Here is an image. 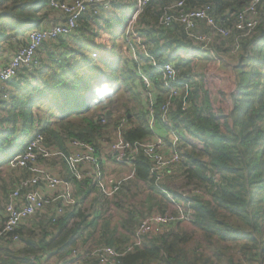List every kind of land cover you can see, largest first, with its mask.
Masks as SVG:
<instances>
[{"label":"trees","instance_id":"obj_1","mask_svg":"<svg viewBox=\"0 0 264 264\" xmlns=\"http://www.w3.org/2000/svg\"><path fill=\"white\" fill-rule=\"evenodd\" d=\"M238 3L241 7V2ZM47 4L48 0H17L3 7L2 11L10 14L0 16V49L11 38L31 31L35 17H39L37 25L43 22L47 16H39L38 13ZM240 7L235 9L233 6L231 14L240 10ZM93 18L98 19L99 16ZM170 33H174L173 29L166 32ZM75 39L79 43L78 47L71 46L73 48L64 54L50 57L47 63H40L37 69L27 71L23 67L12 80L0 82L10 83L19 90L21 86L23 92L19 94L14 91L10 96L11 92L7 89L0 90L2 100L3 96H7L5 101L10 96V105L0 122L7 126L1 127L0 131V175L7 169L4 164L30 147L39 135L44 144L58 152L72 151L68 145L72 146L73 141L79 142L82 148L92 146L104 172L110 171L106 167L110 147L120 142L127 154L129 145L138 148L134 160L135 177L128 182L135 180V183L139 182L151 192L148 195L149 203L144 204L148 206L149 214L170 211V200L166 193L177 196V192L161 189L157 178L151 176L154 165L152 156L141 146L155 133L149 129L141 90L154 93L156 88L163 94L152 103V109L147 93L145 97L149 111H153L160 119L161 107L166 99V88L160 72L149 65L146 53L136 50L135 58L131 49H124L117 39L110 47L98 41L97 36ZM175 41L176 50L185 45L180 36ZM170 47V44H166L162 52H168ZM148 53L159 63L171 61L169 58H166L168 61L159 58L151 51ZM239 58L238 68L232 72L208 59L199 74V85L194 88L191 100L188 101L183 93L180 98L173 100L169 111L175 129L183 134L186 157L182 162L183 185L202 191L201 196L193 198L189 213L190 223L202 236L201 243L196 248H188V242L194 238L186 232L182 233L181 224H178L176 231L146 240L142 248L138 247L120 258L119 264H264L263 22L252 38L242 42ZM138 67L150 80L152 87L146 86ZM23 72L35 80L36 87L33 90L23 87ZM177 78L175 83H179ZM123 98L126 101L121 102ZM159 126L164 128L162 124ZM194 140L197 145L193 143ZM52 158L66 166L62 159ZM115 161L118 162L117 159ZM127 162L124 158L121 163ZM6 171L8 176L19 173L24 181H28L31 175L26 169L10 167ZM217 177L221 179L218 181ZM66 179L77 198L74 209L58 218L54 210L49 209L35 215L28 223H23L13 233L19 243L13 241V234L6 241L7 245L16 246V250L13 252L0 248L3 254L0 264L32 263V258L38 260L40 257L44 258L43 261L54 259L66 264L74 252H81L79 239L85 238V230L90 227L97 229L99 224L96 218L87 222L84 204L91 194H96L95 203L99 207L96 206L94 210L105 211L107 204L103 200L110 199L99 194L93 178L80 181L69 176ZM128 182L122 189L125 186L129 194L132 189L126 185ZM122 189L120 192L124 193ZM4 191L7 192V189ZM13 192L7 198L8 201ZM156 207L160 210H156ZM137 211L135 207V210L128 212L123 221V233L113 231L106 234L107 230L101 233L108 247L124 251L139 222ZM74 220L77 222L72 226ZM109 222L105 220L100 225L108 229ZM90 236H93V232ZM85 242L83 239L82 244ZM18 244L23 245L22 248ZM81 262L88 264L87 260Z\"/></svg>","mask_w":264,"mask_h":264},{"label":"built area","instance_id":"obj_2","mask_svg":"<svg viewBox=\"0 0 264 264\" xmlns=\"http://www.w3.org/2000/svg\"><path fill=\"white\" fill-rule=\"evenodd\" d=\"M16 0H8L12 3ZM120 0H48L47 11L55 14L46 18L41 25L33 28L24 36L26 39L11 38L13 43L19 44L13 56L6 64L0 65V82H8L17 76L23 67L35 68L40 65L37 55L44 44L55 43L58 40L68 39L76 36L82 29L81 22L84 18L100 16L102 13L110 17L112 10ZM187 0H181L176 4L164 8L160 16L159 24L164 29H172V27L180 26L187 31L188 37L193 43L201 44L202 50L208 52L209 59L216 61L219 66H224L221 56L217 49L212 45V36L222 40L232 41L230 47V55L239 57L242 54V42L253 37L257 27L263 22V0H248L240 10L226 19L216 20L214 9L207 4L203 9L186 11ZM134 11L127 24L125 34V44L131 49L132 56L136 58L137 46L143 47L142 40L135 32V24L142 15L144 9L149 5L151 0H135ZM4 0H0V9L4 7ZM44 10L39 16H44ZM47 14V13H46ZM45 14V15H46ZM47 16V15H46ZM50 19V20H48ZM54 19V20H53ZM202 24V25H201ZM205 26L209 30L208 34L197 33L199 27ZM264 25V23H263ZM26 41V42H25ZM25 44H22V43ZM149 65L157 69L161 74V79L166 88V99L161 107L162 122L169 127L170 136L168 140L165 137H157L153 143L141 144L152 156L154 165L151 173L153 177L159 180L156 173L161 169H156L160 164V168L168 170L184 161L185 145L183 137L173 129L171 124V115L169 113L174 99H178L183 95L180 86L175 83V77L178 76V70L171 62L159 63L151 54H145ZM138 72L142 76L144 83L148 88L152 87L150 80L143 74L142 69L138 67ZM152 109V92H146ZM6 99L7 96L5 95ZM150 125H155V114L151 111L149 117ZM172 136V137H171ZM190 139V137H188ZM42 137L39 135L30 147L25 149L21 154L11 159L8 163L9 167L26 169L30 171V179L26 182L25 188L17 189L13 192L10 201L5 206V221L0 230V244L6 242L10 234L37 214L44 213L46 205L55 203L54 213L58 218L66 212L74 209L77 198L73 193V187L69 180L62 176L52 173L47 168L40 166L41 159L52 156L62 159L65 163L71 179L84 180L93 178L96 182V188L100 194L108 198L116 196L122 189L125 182L135 175L134 160L138 153V148L129 145L130 151H127L121 143L113 144L109 149L108 160L117 159L122 162L124 158L128 160L133 168L130 177H123L116 180L110 172L101 171L99 158L95 154L92 146L82 148L79 142L73 141L74 147L71 151H55L52 153L40 152L39 147H43ZM165 141V142H164ZM39 148V149H38ZM164 149H170V157H160L158 153ZM165 170V171H166ZM216 179H221L217 177ZM24 191V194L22 192ZM202 195V191L193 187L186 189L179 197L170 195V211L166 213L153 212L145 214L144 218L139 220V225L133 234L131 242L125 247L123 252H119L114 248L101 245L94 252H74V256L66 264H83L82 260H87L88 264H119V259L126 254L131 253L136 248H142L145 241L167 235L176 231L178 224L190 223V211L193 198ZM175 213V214H173ZM14 235V234H13ZM18 237L13 236V241L18 242ZM19 243V242H18ZM80 255V258L78 257ZM91 260V261H90ZM57 264H61L56 262Z\"/></svg>","mask_w":264,"mask_h":264},{"label":"rangeland","instance_id":"obj_3","mask_svg":"<svg viewBox=\"0 0 264 264\" xmlns=\"http://www.w3.org/2000/svg\"><path fill=\"white\" fill-rule=\"evenodd\" d=\"M247 1L248 0H223V4H226V5L224 7H222L221 10L220 9L217 10V12L219 13L218 16L220 17L219 19H221V18L222 19H226L227 17L231 16L232 15L231 12L233 10V6H235V9H237V6L240 7V3H238V2H241L242 6H243V5H245L247 3ZM45 14H46V11H44V15ZM153 17L154 16H152V18L150 19L152 21V23H149L148 26H152V29L154 31V30H156V26L158 24V18L156 19V17H154V19H153ZM130 18H131V16H130ZM38 20H39V18L35 17V19L33 20V23H32L33 27H35L37 25ZM263 23H264V8H263ZM177 29H180V28H177ZM90 33L93 36H97L98 40L99 41L102 40V42L106 43L108 45V47H110L111 44L112 45L115 44L116 43L115 39H117V40L120 41V43H118V44L119 45L120 44L123 45L124 49H127L126 48L127 46H126L125 42H122L124 40L121 39L120 37L113 38L114 35L111 34L110 29L108 27H104V28H99L98 27L95 31L94 30L90 31ZM197 33L208 34L209 30H206L205 28L201 27V28L198 29ZM85 34H87V33H85ZM158 35H159L158 33H155V35L152 38H150V37L144 38L143 37L142 38L143 40L141 39L142 42H144V44L146 45V47L148 48L149 51L154 49L153 45L158 43V41H161L160 44H162V41H163V45H161L160 47H157V49H159L160 51H162V49L165 48L166 44H171L170 50L175 51L176 50L175 48H177L175 46L176 45L175 44V42H176L175 39L179 38V36L185 42V45H182V47H179V49L176 50L177 52L180 51L183 54L181 57L184 58L185 60H183V59L180 60V58L177 55V56H175V59L177 61L176 62L177 66L175 65V63H174V65H175L176 69L179 68V71H178L179 75H178V78H177V81L179 83H177V85L180 86L181 89L183 90L185 98L188 101H190L191 100V95H194L193 94V92L195 90L194 88L199 85V81H200L199 74L203 71V69L205 68V65L207 64V61L209 59L208 53L206 52V50L205 51L202 50V45L201 44L193 43L187 37V35H185L183 33V35L185 36L184 37L181 34V32H179V31H177V32L175 31V33H173V34H171V33L170 34L162 33L160 36H158ZM156 36H158V37H156ZM85 37H89L88 34L85 35ZM71 39H73V40H71L70 44H68L65 41V42L62 43V45H61V43L55 45L56 48H59V47L61 48L60 50H55V52H57L56 55H55L56 57L64 54V52H66L68 50H71L73 48L71 46L75 45V48L78 46L77 43L75 42L76 41L75 38H71ZM58 42H60V41L55 42V44L58 43ZM17 45L18 44L13 43L12 40L9 41L8 43H6V42L3 43L1 49L2 48L4 49V52L2 51L3 52L2 56H4V57H2V58H4V59H8L9 58L10 59V57L13 56L12 54H14ZM51 45H54V44H50L49 46H51ZM212 45L219 52V54L221 56V60H222V62H224V66L223 67L226 69V71L232 72L233 69H237L238 68V63L240 61V58L230 55V47L232 46V42L230 40H222V39H220L218 37L212 36ZM46 48H47L46 52L49 53V50H48L49 48L48 47H46ZM1 49H0V51H1ZM50 51H52V50H50ZM58 51L59 52L61 51V52L59 53ZM163 53L164 52H162V54ZM0 55H1V53H0ZM7 61H9V60H7ZM141 91L143 93L144 108H145L147 116H148L147 121H148V124H149V129H150V131L152 130V132H155V133H153V136L150 138V140H148L146 142V144H148V143H153V141L157 137L160 136V134L156 130L159 122H161L160 124L164 125V130H165L164 134L169 133V127L162 122L161 118L158 119L157 115L155 113H154L155 114V120L157 121V123L153 127H151L150 120H149L151 112L149 111L148 102L146 101V98H145L146 97V93H145V91L143 92V90H141ZM119 94H121V93L119 92ZM159 95H163V94L158 89L155 88V91L152 94L153 102L157 101V99L159 98ZM120 101L123 102V101H126V99L123 98V99H120ZM34 110H37V107H34ZM2 116H3V112H2ZM2 116H0V122L2 120V118H1ZM172 121H173V119H171V124L173 125V128L175 129V123H174V121L173 122ZM1 127L2 128L4 127V125L2 123L0 124V128ZM179 134L183 136L182 133H179ZM193 143H195V145L198 144L195 140L193 141ZM21 149H22V147L18 151H20ZM182 154L184 155L185 152L182 151ZM158 155L160 157L169 158L170 157V149H164V150L160 151L158 153ZM118 163H119L120 166H118L117 168H119L121 170L122 163L119 162V161H118ZM4 167L5 168H9L8 165L7 166L4 165ZM176 167L177 166H174V167L170 168V170L173 169V168H176ZM119 169L117 170V172H116V170H113V169H111L109 171L110 175H112L116 180H120L125 174H126L125 175L126 178L130 177L131 174H133L130 171V173H128V175H127V171L122 170V172H121V171H119ZM156 169L157 170L161 169L159 171V173H156L158 178H159L158 183H159V185L161 187V184H162L161 180L163 179V175L165 174L166 168H160V164H158L156 166ZM176 169L177 170L181 169L183 171L184 170V166H181L180 168L177 167ZM181 173H183V172H180V173H177V174L175 173V174H173L171 176V178H169V179H167L165 181L164 186H165V188L167 190L179 191V190L183 189L182 187H185L183 185L185 182H184V179H183V175ZM55 174L58 175V176H61L60 174H57V173H55ZM152 175L153 174L151 173V176ZM3 176H8V174L5 172L2 175H0V178H2ZM20 177H22V176H20ZM134 177H135V175H134ZM134 177H132L131 179H133ZM134 181L128 182L126 184V185L130 186V188L132 189V193H129V194L126 193L125 186H124V188L121 190L122 192L124 191V193H121V192L118 193L116 196H114L112 198V200H109V201L103 200V202L105 204H107V209L105 211L97 210L98 211L97 212V211L94 210L96 208V206L99 207V205L95 203L96 195H93L84 204L83 210L87 214V218H86L87 222L93 221V219L96 218V219L99 220V224L96 227L97 229H95L94 227H90L87 230H85V238H83V239L86 240V242L84 243V245L82 244V240L83 239L82 238L79 239L78 247H79V250H81L82 255L86 254V252L88 250H90V249H91L92 252H94L98 247H101V245H106L103 242V237L101 235V233L103 231L107 230L106 234H108V233L110 234V232H113V231H117V232L123 233L124 232L123 221L127 218L128 212L130 210H135V207L137 208V210H138L137 211V214H138L137 216H139L138 219H137V222L144 218L145 213L149 212L148 211V206L146 207L144 204L146 202L149 203L148 200H147L148 199L147 196L151 192L149 191L148 188H145V187L142 186V184H139V182L135 183ZM189 189H193V186H191ZM126 194H128V195H126ZM124 195H126V197ZM5 201L6 202L4 203V206H6V204L9 202L8 200H5ZM0 202H2V201L0 200ZM157 210H160V209H157ZM105 220H106V222L110 221L109 222L110 223V227L108 229H105V228L101 227V225H100V224H103ZM75 222H77V220H74V223L72 224V226L76 224ZM139 222L135 225L134 233H135V231H136V229H137V227L139 225ZM185 225H187V223L183 224V226H185ZM35 228H38V227H35ZM36 232H38V231L36 230ZM91 232H93V236H90ZM199 237L196 236V238L193 241H189L188 242V248H196L201 243V240H202L201 234L199 235ZM0 247L8 249L9 251L13 250V247L10 246V245H1ZM2 255H3L2 251H0V262H1V256ZM72 257L73 256H71L70 259ZM3 258L5 259V257H3ZM58 262H61V261H58Z\"/></svg>","mask_w":264,"mask_h":264},{"label":"crops","instance_id":"obj_4","mask_svg":"<svg viewBox=\"0 0 264 264\" xmlns=\"http://www.w3.org/2000/svg\"><path fill=\"white\" fill-rule=\"evenodd\" d=\"M134 1L135 0H120L119 3L115 6V8L112 10L110 17H107V16H105L102 13L99 16L98 19H95L93 17L92 18L91 17L84 18L82 20V22H81V25L83 27L81 29V32L80 33H77L76 36L71 37V38H76V37L79 38V39L80 38H82V39L93 38L94 36L91 35L90 31H92V30L95 31L98 27L99 28L108 27L110 29L111 34L114 35L113 38L120 37L121 39L125 40V38H126L125 30H126V27H127L128 22L130 21V16H132V13L134 11V6H135V2ZM179 1H181V0H151V2L149 3V5L144 9L142 15L139 17L137 23L135 24L136 25L135 26V32L138 34V36L140 37V39H142L143 37L144 38H147V37L152 38L155 35V33H158L159 34L158 36H160L162 33L166 34L167 31L172 30V29H173V32L174 33H175V31L176 32L179 31V32H182V33H184L186 35L187 34V31L184 28L180 27V26H175L174 25L172 27V29L166 30L163 27H161V25L159 24V19H160L161 14L164 11V8H168L169 6H171L173 4H176ZM186 3H187L186 11H190V10H200V9H203L207 4H209L211 7L214 8V16H215L216 19H219L220 18L218 16L219 13L217 12V10L218 9L221 10L222 7H224L226 5V4H223V0H187ZM4 4H5L4 5V8H5V7H8L11 3H8V0H4ZM2 8L3 7H1V9H0V13L3 12L2 11ZM43 10L46 11L47 18H50L51 16H53V18L55 17V14L52 13V12H50L49 10L47 11V8H43L40 11H43ZM4 13H6V12H4ZM46 15H44V16H46ZM152 16L156 17V19L158 18V24L156 26V30H154V31L152 29V26H148L149 23H152V21L150 20L152 18ZM154 17H153V19H154ZM48 20H50V19H48ZM42 23H40L39 25H41ZM39 25L35 26L34 28L38 27ZM174 28H180V29H174ZM199 28H201V27H199ZM202 28H205V26L203 25ZM206 30H208V29H206ZM85 33H87L89 37H85V35H87ZM24 36H26V33L23 34V36H18V37H22L23 39H26ZM158 36H156V37H158ZM18 37L16 36L14 38H18ZM71 38L58 40L60 42H58L56 44L55 43H50V44H54V45H51V46H49V44H45L44 47L42 49H40V51H39V53L37 55V60L39 61V63H47L50 60V57H54L56 55L57 52H55V50H60L61 49L60 47L59 48H56L55 45H57L59 43H63L65 41L68 44H70L71 40H73ZM101 41L102 40H100V42ZM75 42L77 43V45H79L78 41H75ZM118 42H120V41L118 40ZM122 42H124V41H122ZM160 42L161 41H158V43L154 44L153 45V48L154 49L151 50V53H153L155 56H157L159 58H163L165 60H167L166 58H169L171 60L170 62L173 63V64L175 63V65H176V62H177L176 59H175V56L178 55V57L180 58V60H182V59L185 60L184 58L181 57L183 54L180 51H178V52L177 51H173V50H170V48H169V51L168 52H164L162 54V51H160L159 49H157V47H160L161 45H163V41H162V44H160ZM192 42H194V41L192 40ZM22 44H25V43L23 42ZM142 45H143V47H141V49L139 48V46H137V50H140L142 53L143 52L144 53H146V52L148 53L149 52L148 51V48L146 47V45L144 44V42H142ZM46 47L49 48L48 49L49 50V53L46 52V50H47ZM73 47H75V45H73ZM50 50H52V51H50ZM2 51L4 52V49L3 48L0 51V53H1V55H0V65L1 64H6L8 62L7 60H9V58L8 59L2 58V57H4V56H2V53H3ZM37 68L38 67H35V68H32L31 67V68L27 69V71L28 70L31 71V70H34V69H37ZM177 69L179 71V68H177ZM24 70H26V69H24ZM25 72H23L24 75H23V78L21 79L22 85L25 88H28L30 90H33L36 87L35 80L33 79L32 76L25 74ZM3 84L0 83V90L7 89L8 92H11V95L10 96H12V93L14 91L15 92H19V94L23 93L21 86H20V90H19L18 87H16V86L14 87V85H11L10 83H8V85L7 84H4L3 85ZM1 95L2 94L0 92V109H1L0 110V116H2V112L4 113V111L10 105V98L5 101L4 100L5 99L4 96L2 97L4 99L3 100L1 99ZM4 102H7V104L4 103ZM1 118H3V116ZM4 128H7L6 124H4ZM0 131H1V128H0ZM158 132H159L160 136H163L164 137L166 135V134H164V132H165L164 128L163 127H160L159 125H158ZM69 146L73 149V147L71 145H68V149H70ZM39 148H40V152H44V153H52V152L56 151V150H53V149L49 148L48 145H46L44 143H43V147H39ZM39 164L41 166L47 168L48 170L50 169L54 173L60 174L64 178H69V172H68L67 167L64 166L61 163V161H59L57 159L55 160L52 157L46 158V159L42 160L41 162H39ZM4 165L7 166L8 164H4ZM118 166H120V165H119V163L117 161H115V159H112V160H109V161L107 160L106 161V167L108 169H110V170L113 169V170H116V172H117V170L119 169V168H117ZM176 166L180 168L181 166H183V163L178 164ZM121 167L122 168H121V170L119 169V171H121V172H122V170L127 171V175H128V173H130V171L132 169V164L130 162H127L125 164H122ZM176 168H173L171 170L168 169L165 172V174L163 175V179L161 180V183H162L161 184V189L162 190H167L165 188V186H164V183H165V181L167 179L171 178V176L173 174H175V173L177 174V173H180V172H184V170L183 171L181 169L177 170ZM6 170H5V172H7ZM181 174L183 175V173H181ZM125 175L123 177H126ZM20 176L21 175L19 173H16V175H12L11 174V176H3L2 178H0V200L2 201V202H0V228L3 227V223L5 221V206H4V203L6 202L5 200H7V198L10 196L11 192H13L15 189H17V188H25L26 187V182L27 181H24V179L22 177H20ZM182 188L183 189H181L179 191H174V192H177V196L172 195V194L171 195L172 196H175V197H179L180 194L182 192H184V190L189 189L190 187H186L185 186V187H182ZM5 189H7V192L4 191ZM152 192H153V190H152ZM22 194H24V191L22 192ZM166 194H167V197L170 196V194H168V193H166ZM93 195H96V194H91L90 198ZM147 197L149 199V196H147ZM109 199L111 200L112 198H109ZM55 205H56L55 203H53L51 205H48V206L46 205V209L45 210H49V209L50 210H53L55 208ZM100 206L102 207L101 204H100ZM168 208L170 210V205L169 204H168ZM157 209L158 208L156 207V210ZM164 212H166V210ZM145 214H149V212L148 213H145ZM180 231H182V233L183 232H186L187 235H189L190 237H192L194 239L196 238V236L199 237V235H200V232L195 228V226L192 223H190V224L187 223V225H185V226H183V224H181L180 225ZM132 235L133 234H131L130 237H133ZM1 245H7V244H6V242H4V243H1L0 246ZM18 246L20 248H22L23 245L20 246V244H18ZM105 246H107V245H105ZM12 247H13V250L12 251L14 252L16 250V246H12ZM0 248H3V247H0ZM3 249L5 250V248H3ZM43 259L44 258H42V257L38 258V260H34V258H32V260L34 262L32 261V263L31 262H28L26 264H57L54 259H52L50 261H43ZM45 259H48V258H45ZM18 264H23V263H21V262L19 263L18 262Z\"/></svg>","mask_w":264,"mask_h":264},{"label":"clouds","instance_id":"obj_5","mask_svg":"<svg viewBox=\"0 0 264 264\" xmlns=\"http://www.w3.org/2000/svg\"><path fill=\"white\" fill-rule=\"evenodd\" d=\"M174 129V128H173ZM175 130V129H174ZM170 129H169V133H167L164 137L166 138V140H168V137L170 136ZM176 131V130H175ZM177 132V131H176ZM178 133H180V132H178ZM163 137V136H162ZM188 137V136H187ZM132 168H133V166H132Z\"/></svg>","mask_w":264,"mask_h":264},{"label":"water","instance_id":"obj_6","mask_svg":"<svg viewBox=\"0 0 264 264\" xmlns=\"http://www.w3.org/2000/svg\"><path fill=\"white\" fill-rule=\"evenodd\" d=\"M6 14L9 15L10 13H7V12H6V13L1 12V13H0V16H4V15H6Z\"/></svg>","mask_w":264,"mask_h":264}]
</instances>
